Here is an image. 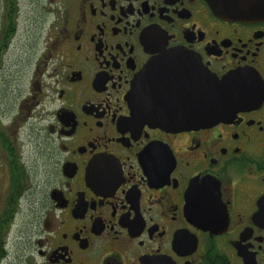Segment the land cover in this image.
<instances>
[{"label":"flooded vegetation","instance_id":"af4514ba","mask_svg":"<svg viewBox=\"0 0 264 264\" xmlns=\"http://www.w3.org/2000/svg\"><path fill=\"white\" fill-rule=\"evenodd\" d=\"M198 62L239 73L242 104L158 126ZM11 257L264 264V21L207 0H0V264Z\"/></svg>","mask_w":264,"mask_h":264},{"label":"water","instance_id":"95a60500","mask_svg":"<svg viewBox=\"0 0 264 264\" xmlns=\"http://www.w3.org/2000/svg\"><path fill=\"white\" fill-rule=\"evenodd\" d=\"M207 2L221 18L264 21V0H207ZM194 66L198 71L196 73L198 77L191 82L194 89L190 86L181 87L179 79L173 81L178 86L169 90L172 93L163 96L161 104L163 109L167 105L168 110L160 109L155 112L154 120L158 126L166 124L165 118L168 126L173 127L207 126L229 117L242 104L243 97L236 87L237 80L240 79L239 73L228 74L220 79L201 62ZM145 74L140 75L139 81ZM190 81L184 80V84H189Z\"/></svg>","mask_w":264,"mask_h":264},{"label":"rangeland","instance_id":"374dc122","mask_svg":"<svg viewBox=\"0 0 264 264\" xmlns=\"http://www.w3.org/2000/svg\"><path fill=\"white\" fill-rule=\"evenodd\" d=\"M38 46V50H39V53H40V56L42 55L43 53V50L44 48L46 47V45H42V41H41V44L40 45H37ZM36 46V48H37ZM25 58H26V54H25ZM25 214V213H24ZM26 216V215H25ZM24 220V219H23ZM23 231L24 233H27L29 232V228L27 225H24V228H23ZM8 264H15L14 260H13V257H11L9 260H8Z\"/></svg>","mask_w":264,"mask_h":264}]
</instances>
